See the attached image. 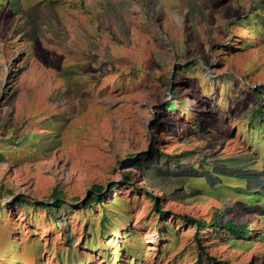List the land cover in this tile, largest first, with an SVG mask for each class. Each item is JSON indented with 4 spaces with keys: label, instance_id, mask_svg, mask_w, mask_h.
<instances>
[{
    "label": "rangeland",
    "instance_id": "rangeland-1",
    "mask_svg": "<svg viewBox=\"0 0 264 264\" xmlns=\"http://www.w3.org/2000/svg\"><path fill=\"white\" fill-rule=\"evenodd\" d=\"M256 95L264 0H0V264H264Z\"/></svg>",
    "mask_w": 264,
    "mask_h": 264
},
{
    "label": "trees",
    "instance_id": "trees-1",
    "mask_svg": "<svg viewBox=\"0 0 264 264\" xmlns=\"http://www.w3.org/2000/svg\"><path fill=\"white\" fill-rule=\"evenodd\" d=\"M256 93V92H255ZM256 98H257V103H256V106L254 107L251 115H254L255 113H258V114H263V116H260L259 120L258 121H264V110L262 109V107L260 106L259 103V96L256 95ZM170 102V101H169ZM168 102V103H169ZM167 103V104H168ZM175 105V103H174ZM169 110V109H168ZM256 127V126H255ZM195 128L196 129H203V127L200 126V124L198 123H195ZM163 158H171L173 159V155L169 154V153H160ZM135 165V164H134ZM192 170H193V167H191ZM195 171V170H193ZM113 187H115V185H113L110 189H112ZM92 188L94 191H102L103 187L101 185H98V184H94L92 185ZM53 202L56 203L57 205H60L62 203V198H60L59 196L55 195L53 197ZM152 200H153V208L155 211H157V214L161 215L162 214V210L159 208L158 206V203H157V200L155 199V197H152ZM39 206L43 207V208H47L48 205L47 203L45 202H41L38 204ZM102 207V210L104 211V206H101ZM186 221H188L189 223L193 224L196 228H195V233L193 235V239L194 241L197 243V247L199 249V251L203 252L205 257L208 259V260H215V258L211 255H209L208 253L205 252V250L202 248V245L199 243V239H198V230L200 228L202 229H206L207 227H209L210 225H212L213 227L217 228V227H222V228H225L226 230H229L231 231L232 234H236V235H245L247 233L246 229H245V225L244 224H236L235 222H233V220H228L226 221L222 226L219 224L218 222V214H215L214 216H212L211 220L210 221H204V220H200V219H195L193 217H189L187 215H184L183 217ZM102 222H105V213L103 212V215L101 216L100 218V228L101 229H104L103 227V223ZM220 264H226V262L224 261H218ZM237 264H240V263H237ZM244 264H248V263H244Z\"/></svg>",
    "mask_w": 264,
    "mask_h": 264
}]
</instances>
